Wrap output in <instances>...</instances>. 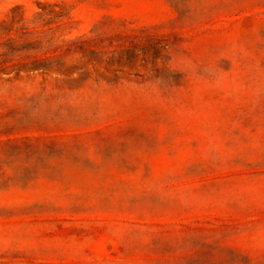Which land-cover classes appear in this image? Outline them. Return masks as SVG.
I'll return each mask as SVG.
<instances>
[{
	"label": "rangeland",
	"instance_id": "obj_1",
	"mask_svg": "<svg viewBox=\"0 0 264 264\" xmlns=\"http://www.w3.org/2000/svg\"><path fill=\"white\" fill-rule=\"evenodd\" d=\"M0 264H264V0H0Z\"/></svg>",
	"mask_w": 264,
	"mask_h": 264
}]
</instances>
